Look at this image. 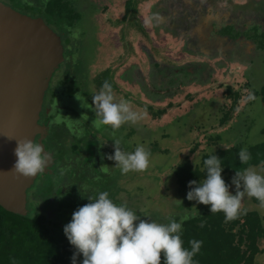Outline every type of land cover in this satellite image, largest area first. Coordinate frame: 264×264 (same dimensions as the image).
<instances>
[{"label": "rangeland", "instance_id": "374dc122", "mask_svg": "<svg viewBox=\"0 0 264 264\" xmlns=\"http://www.w3.org/2000/svg\"><path fill=\"white\" fill-rule=\"evenodd\" d=\"M124 1L85 0L82 5H86L87 9L88 6L91 7L88 14L85 10L81 11L86 25L72 32V39L77 43L80 52V55L75 54L76 60L73 58V62L82 66L77 75L82 82L86 81L80 84V91L72 98H67L59 89L60 95L57 97L59 102L55 104L58 105V110L59 105L65 107L64 114L69 119L66 125L70 129L67 135L64 134L66 138L60 140V154L65 151L67 155L66 160H63L64 157L60 159V168L63 167L62 174L70 176L67 179L64 175L72 189L77 190L73 193L67 191L65 194L64 191L67 190L65 187L57 197L61 204L60 208L62 207L59 215L61 212L64 217L53 218H59V226L62 228L71 221L73 212L81 207L80 202L84 200L83 205L89 203L86 196L95 197L102 191H107L114 202L127 200L134 202L135 196H140L146 203V208L150 207L147 210L148 215L144 209L139 211L141 207H134L137 213L140 212L138 216L143 219L162 216L160 219H165L163 223L167 224L170 218L177 220L183 215L195 214L203 204L187 200V192L180 191L174 173L177 165L187 160L195 163L204 153L217 148L235 146L246 149L264 143V104H256L248 99L254 89H257V92L262 89V87L257 88L260 80H255L262 78L257 77L263 69V65L258 61L261 57L255 58L253 66L247 70L244 64L240 63L242 65L240 69V65L232 61L233 63L221 69L222 71L216 73L213 71L212 75L214 73L216 75L210 79H202L200 76L191 83H180L166 91L152 86L150 81L151 70L157 69L154 65L156 63L174 70L176 67L189 65L201 59L182 46H186V36L190 39L189 44L194 42L197 44V41L203 39L202 31L205 26L202 24H205L203 22L205 20L202 16L207 14V11L216 18L218 13L220 18L231 19L237 14L248 13L251 8H259L262 0H146L138 5L135 17H129L123 22ZM33 7L35 10L28 12L37 14L39 10L36 5ZM163 11L167 13L171 11L174 17L176 13L179 14L174 25L179 24L180 19L184 17L185 23L181 27L183 31H179L178 25L160 23L159 19ZM153 18L157 20L156 25L151 21ZM245 19L234 24V28H243L248 22L246 17ZM46 21L51 27L58 29L52 20L46 18ZM137 22L144 27L145 33L138 30ZM83 33H86L85 37ZM228 49L231 50L232 46L228 45ZM237 54L243 57L242 50L239 49ZM231 55L234 53L229 52V56ZM213 57L218 64L224 62L222 54ZM85 66L89 72V83H87L88 73L83 71ZM106 67L112 69L113 80L119 86V91L113 92L114 100L128 101L131 109L143 116L138 122L126 123L118 130L112 129L111 126L98 125L93 104L88 100V93L92 94L96 91V85L92 82L93 77ZM59 68L60 72L57 69L54 76H62L61 67ZM230 68L231 73L226 75V70ZM128 69L129 74L131 72L133 75L140 71V76H143L145 86L148 88L147 93L155 96L156 99L162 96L163 98L152 102L146 97L135 77L132 81L125 80L124 76L128 73L126 72ZM56 81L54 77L52 82L56 84ZM228 88L239 91L240 96L237 101L227 95L225 91L229 90ZM172 92L174 96L171 98L164 97L165 94L169 95ZM168 103L173 104V107L168 106ZM145 105H154L156 109L168 107V111L158 119H154L152 114L145 110ZM224 115L229 120L221 124ZM54 120V124L58 127L64 124L62 110L61 113H55ZM220 134L221 139H218ZM89 137L93 142L92 145L83 142L86 138L88 141ZM104 137L110 141L105 143ZM117 140L125 152H133L138 146L150 151L149 167L143 172L130 171L123 174L121 169L115 166V161L107 159L108 155L114 153V141ZM95 145L107 151L100 149L95 154ZM52 147L56 154L60 155L59 146ZM85 148L87 151L92 150L93 155L84 154ZM102 166L109 168L106 172L101 171ZM250 167L259 170L261 166ZM57 178L46 176L38 183L36 190L35 187L31 189L29 198L32 193L45 191L48 187L58 184ZM232 189L233 186L229 187L230 192ZM78 193L85 195V198L82 200ZM145 196L150 197L145 199ZM35 205L32 202L30 207L32 211L29 208L31 212H35ZM242 208L258 210L264 216V207L256 205L252 198L246 195L242 200ZM258 243L262 250L256 256V261L258 264H264V238L259 239Z\"/></svg>", "mask_w": 264, "mask_h": 264}, {"label": "trees", "instance_id": "16d2710c", "mask_svg": "<svg viewBox=\"0 0 264 264\" xmlns=\"http://www.w3.org/2000/svg\"><path fill=\"white\" fill-rule=\"evenodd\" d=\"M0 1L11 6L13 9L22 14H27L31 17H42L48 26L50 25L46 21V18H49L58 27V29H55L50 26L59 36L61 41L63 61L60 63L59 67H61L62 76H54L57 69L52 75L51 80L53 81V78L55 77L57 81L55 84L50 80L49 87L46 90L44 106L47 107L43 110L46 114V116L43 117V120L47 122L50 127H54L53 131L57 130L59 127L54 124V117L55 113H61L62 110L64 124L60 126V140L65 139L66 135L64 134H68V131L70 130L66 125V121L69 122V119L64 114L65 107L59 105L58 110V105L55 104L56 102H59L57 101V97L60 95L59 89H61L67 98H72L80 91V84L86 81L83 80L84 82H82L80 76L77 75L78 71L82 69V66H79L78 63H76V65L75 62H73V58L76 60V55H80V52H78L79 49L76 46L77 43L72 39V32L73 30L83 28L86 25L81 11L85 10L88 14L91 7L88 6L89 9H87L86 5H82L85 0ZM144 2H146V0H125V15L123 17V22L129 19V17H135L138 5L143 4ZM151 2L153 3V1ZM32 5H36V8L39 10L37 14H31L28 12V10H35V7ZM153 6L154 4L152 5V10ZM212 8L214 7H211V9ZM213 11H216V9H213ZM169 14H171V11ZM165 15H167V13ZM165 15L161 14L159 21L160 23L169 24V17H166ZM202 18L205 20L203 21L205 24H202V26H205V29L202 31L203 39L197 41V44L194 42V44H192L194 47L192 48L188 42L186 46H182L188 52L194 53L196 55L195 57H199L201 59L189 65L176 67L174 70H171L170 67H162L159 63L154 64L157 69L154 68V70H151L150 73L152 86H156L157 88H160L161 90L164 89V91H166L168 88H173L180 83H191L192 81L200 78V76L202 79H210L216 72H219L221 69L223 70L228 65L232 64V61H235L234 63L238 65H240V63L244 64L247 67V70L253 66L255 58L264 57V17L260 16V20L263 22L262 25L255 23L247 30L235 29V21H232L231 23L226 22L224 24L216 23V21H219V15H217V19L212 14L208 13V11L207 14L205 13V15L202 16ZM151 21L153 25L157 24V20L155 18L151 19ZM136 24L138 30L145 33L144 27L139 22ZM252 30H255L253 32L254 34L252 33ZM85 34L86 33L82 34L83 37H85ZM205 41H208V43ZM234 44L240 47L243 57H240L237 53L229 56V52L232 51L228 49V45L233 48ZM222 48L223 50H221ZM218 51H221L219 55L222 54L224 58L223 63L210 65L209 63L203 61L207 58L211 61L213 56L218 54ZM59 67L58 71L60 72ZM241 68L242 65H240V69ZM83 69L84 73H88L87 83H89L88 69L86 66L83 67ZM129 71V69L126 71L128 73L124 76L125 80L132 81L133 77H135L134 79L138 81L139 86H141V89L146 93V97L148 99L155 102V100H161L163 98L162 96L159 99H156L155 96L147 93L148 88L145 86L143 76H140V71L138 73L136 72L135 75L131 74V72L129 74ZM213 71L215 73L212 75ZM105 81H108L112 85L113 92L119 91V86L113 80V71L109 67L100 71L92 79L93 84L96 85L95 89L97 92H99ZM259 87H262V89L258 92L256 91L257 89L252 91V87L250 88L253 92L252 96L254 97V99L250 100L254 103L256 102V104H264V82H262ZM228 89L229 90L225 91L227 92V95L230 97L232 96L234 101H237L240 96L239 91L234 90L233 88ZM96 91H93L94 93L92 94L87 91L88 100L91 104H93L92 96L97 94ZM173 94L174 92L169 95L165 94L164 97L167 96V98H171V96H174ZM167 105L173 107V104L171 103H168ZM145 106V110L150 112L154 119H158L164 115L166 111H168V107H160L156 109L154 105ZM227 119L229 120V118L224 115L220 121L221 124L226 123L228 121ZM53 138L55 137H52L49 140L51 147L54 145ZM217 138L221 139V134L218 135ZM108 141L110 140L105 138L104 142L107 143ZM87 143L92 145L90 141H87ZM246 149L251 156V159L247 163H242L239 160V152L242 148H237L235 146L217 148L206 152L200 157V160L195 161V163H191L190 160L181 162L177 165L174 171L180 191L188 192L190 190L189 181L195 180L197 182H202L205 178L204 160L211 155H216L221 159V164L223 166L222 178L227 184H229V187L233 186L232 193L234 194L235 186L231 184V180L235 176L236 172L243 173L244 170L250 166L264 165V143L251 146ZM64 152L65 151H62V155H57V157H60V159H62L64 155L66 157L67 155ZM54 170V174L51 176L55 178L58 177V184L48 187L45 191L41 190L39 193H32L31 198H29L31 189L35 187L34 190H36L38 183L43 180L39 179V182H36L35 185L27 191L28 208H30L32 202H34L36 204V207L34 206L35 212H31L32 209L30 208L31 211H29L26 216H23L7 211L0 205V264H72L71 257L75 250L73 246L69 244L66 236L64 235L63 228L59 226V218L55 219L53 217L62 216V207L60 208L61 204L59 200H57L59 194L61 195V190H64L63 188L66 187L67 190L64 191L65 194L67 191L73 193L75 190L72 189L70 183L67 182V179L70 176L62 174L63 167L60 168L59 164H57ZM60 178L62 180H60ZM78 195H80V193H78ZM150 196H145V199ZM135 197L136 201L134 202L127 200L121 202L116 201L115 203L126 204L127 207L133 210L137 215L140 214L139 211L142 209L147 212L150 207L146 208L147 205H145L146 203L143 202L140 196ZM128 198L131 197L128 196ZM83 199L84 198H82V200ZM252 200L256 205L260 206L259 201L255 198H252ZM83 203L84 200L80 202V205L83 206ZM141 203L143 206H141ZM135 206L136 208L141 207L138 211L139 213H137L136 209H134ZM242 209L241 214L236 219L229 222H225L223 212L210 213L209 205H201L198 208L199 211H196L195 214H189L192 218L183 224L181 234L183 246L190 250L191 245L189 242L191 240L203 242L200 251L193 258L194 264H258L256 256L262 250L258 242L259 239L264 238V216H262L260 212L255 209ZM59 211H61V215H59ZM148 214L149 212H147V215ZM161 217L162 216H159L149 220L163 223L165 219H160ZM180 218L181 217H179L177 221ZM141 219H143V217H141ZM144 219L148 220L146 218ZM82 260V255L77 256V264H82ZM161 264H164L163 252L161 253Z\"/></svg>", "mask_w": 264, "mask_h": 264}, {"label": "clouds", "instance_id": "9594fccd", "mask_svg": "<svg viewBox=\"0 0 264 264\" xmlns=\"http://www.w3.org/2000/svg\"><path fill=\"white\" fill-rule=\"evenodd\" d=\"M248 99L254 97L249 95ZM92 101L98 125L118 130L126 123L134 124L143 119L142 114L131 109L128 101L114 100L113 88L108 81L92 96ZM14 155L17 159L10 171L17 176L31 178L38 173H46L44 171L50 157L39 144L28 139H17ZM107 159L115 161V166L123 174L143 172L149 167L150 151L138 146L133 152H125L117 140L114 141V153L108 155ZM250 159L247 149L239 152L242 163ZM203 163L205 178L202 182L189 181L187 200L209 205L210 213L223 212L225 222L241 214L245 195L255 198L264 207V165L259 170L249 167L243 173L236 172L231 180L235 186L233 194L222 178L221 159L211 155ZM108 168L102 166L100 170L106 172ZM81 197L85 198V195L81 194ZM86 198L89 203L78 207L71 221L63 228L64 235L75 250L71 257L72 264H77V256L80 255L83 257L82 264H161L162 252L164 264H194L193 258L203 242L191 240L190 250L183 246L181 234L183 224L192 218L189 215L182 216L178 221L170 218V222L164 224L141 219L126 204H116L107 191Z\"/></svg>", "mask_w": 264, "mask_h": 264}, {"label": "water", "instance_id": "95a60500", "mask_svg": "<svg viewBox=\"0 0 264 264\" xmlns=\"http://www.w3.org/2000/svg\"><path fill=\"white\" fill-rule=\"evenodd\" d=\"M62 61L59 36L42 17L22 14L0 1V205L15 214L29 213L27 191L40 174L24 178L10 171L17 159V139L35 144L40 136L42 142L45 93Z\"/></svg>", "mask_w": 264, "mask_h": 264}, {"label": "flooded vegetation", "instance_id": "af4514ba", "mask_svg": "<svg viewBox=\"0 0 264 264\" xmlns=\"http://www.w3.org/2000/svg\"><path fill=\"white\" fill-rule=\"evenodd\" d=\"M9 6V5H8ZM11 7V6H10ZM167 12H165V11H163L161 14L162 15H165ZM25 15H27V14H25ZM29 16V15H28ZM166 17H169V25H171V24H174V22H176L177 21V18H178V16H179V14L178 13H176V16L174 17V15H173V13H171V14H169V13H167V15H165ZM260 16H262V17H264V0H262V2H261V4H260V6H259V8L258 7H255V8H251L250 9V11L248 12V13H241V14H237V15H235L233 18H231V19H226V17H222V19H221V22L224 24V23H231L232 21H235V24L236 23H240L241 21H244V20H246L245 19V17L247 18V23L244 25V27L243 28H241L240 30H242V29H249L250 28V26L253 24H255V23H258V24H260V25H262L263 24V22L262 21H260ZM220 21H216V23H219V24H222ZM167 23H168V20H167ZM184 23H185V21H184V17L183 18H181L180 19V23L179 24H176V25H178V27H180V28H178V29H180L179 31H183V29L181 28L183 25H184ZM176 25H174V26H176ZM255 30H252V33L254 32ZM254 34V33H253ZM222 36H225V35H222ZM189 40L190 39H187V42H189ZM194 42V41H193ZM206 43H208V41H205ZM192 44L193 43H191L190 45H191V48L192 47H194V46H192ZM236 49V50H235ZM240 49V47H238L237 45H235L234 44V46H233V48H232V50H230V51H232L233 53H237L238 52V50ZM221 50H223V48L221 49ZM258 61H259V63H260V65L262 64L263 65V69H261V72H260V74H258V76L257 77H259V76H261V77H264V57H262L261 59H258ZM141 75V74H140ZM255 76V77H256ZM255 80H260V79H258V78H256ZM253 81H254V78H253ZM46 107L47 106H44V109H46ZM48 109V108H47ZM44 112H42V114H41V119H40V124L43 126V128H44V133H43V135H42V137H43V139H42V142L40 143L39 142V136L36 138V142H35V144H39L40 146L41 145H44V147H45V150H46V152H48L49 153V162H48V166H47V168H46V173H44V174H40V176H39V178L37 179V181L36 182H39L38 180L39 179H44L46 176H47V178L50 176V175H52V174H54V169H55V166L57 165V164H59V167H60V157H57V154H56V152L53 150L54 148L53 147H51V143L49 142V140L52 138V137H55V138H53V140H54V145L53 146H59V152H58V154H60V126H59V128L57 129V130H54L53 131V128L54 127H50V125L49 124H47V122H45L44 120H43V117H45L46 116V114L44 113ZM53 132H52V131ZM50 132H52V133H50ZM67 135V134H66ZM51 136V137H50ZM90 138L91 137H89V140L88 141H90ZM87 139L88 138H86V139H84V142H85V144H88L87 143ZM90 143L92 144L93 142L92 141H90ZM100 149H103V148H101V147H97L96 145H95V154H96V152L98 153L99 152V150ZM104 150V149H103ZM107 151V150H106ZM92 154L93 155V151L91 150V151H87V148H85V152H84V154ZM64 157H65V155H64ZM65 159V158H64ZM90 159H91V157H90ZM89 159V160H90ZM66 160V159H65ZM90 161H92V159L90 160Z\"/></svg>", "mask_w": 264, "mask_h": 264}, {"label": "crops", "instance_id": "0c3cea01", "mask_svg": "<svg viewBox=\"0 0 264 264\" xmlns=\"http://www.w3.org/2000/svg\"><path fill=\"white\" fill-rule=\"evenodd\" d=\"M217 15H219V17H220V14H218L217 13ZM218 19V18H217ZM221 19L222 18H219L218 20L221 22ZM260 21H262V20H260ZM222 23V22H221ZM186 39H188V37L186 36ZM189 43V42H188ZM187 44V43H186ZM191 44V43H190ZM221 51H218V54H217V56H219V53H220ZM207 57V56H206ZM214 58V57H213ZM213 60V59H212ZM205 61L207 62V63H209L210 65H213V64H216V63H218V62H216V61H214L213 60V63H212V61H209V59L207 58V59H205ZM228 67V66H227ZM228 70V71H227ZM226 70V72H225V74L227 75V73H231V68L230 69H227ZM216 75V74H215ZM252 81H253V79H252ZM262 82H264V77H262L261 79H260V83L258 84V86H257V88L259 87V85H261V83Z\"/></svg>", "mask_w": 264, "mask_h": 264}]
</instances>
